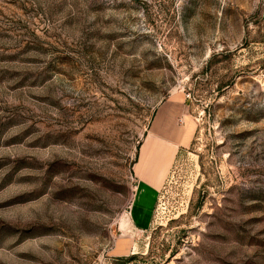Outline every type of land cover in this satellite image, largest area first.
I'll list each match as a JSON object with an SVG mask.
<instances>
[{
  "label": "rangeland",
  "instance_id": "rangeland-1",
  "mask_svg": "<svg viewBox=\"0 0 264 264\" xmlns=\"http://www.w3.org/2000/svg\"><path fill=\"white\" fill-rule=\"evenodd\" d=\"M173 96L193 139L129 232ZM0 264H264V0H0Z\"/></svg>",
  "mask_w": 264,
  "mask_h": 264
},
{
  "label": "crops",
  "instance_id": "crops-1",
  "mask_svg": "<svg viewBox=\"0 0 264 264\" xmlns=\"http://www.w3.org/2000/svg\"><path fill=\"white\" fill-rule=\"evenodd\" d=\"M156 120L158 122L153 128ZM195 128L192 119L185 114V102L177 99L176 96L166 99L157 107L143 140L149 137L154 141L158 151L164 150L169 156L156 173L150 164L141 162L138 151L132 166L134 187L130 205L126 212V227H128L129 232L140 233L148 229L152 206L158 191L166 180L177 152L190 145ZM133 248L134 243L128 240H120L114 245L113 255L114 257L128 256L132 253Z\"/></svg>",
  "mask_w": 264,
  "mask_h": 264
},
{
  "label": "trees",
  "instance_id": "trees-1",
  "mask_svg": "<svg viewBox=\"0 0 264 264\" xmlns=\"http://www.w3.org/2000/svg\"><path fill=\"white\" fill-rule=\"evenodd\" d=\"M135 259V256L134 255H132V256H129V257H127L125 260H123V261H125L126 263H128V262H131L132 260H134ZM120 261H122V260H120Z\"/></svg>",
  "mask_w": 264,
  "mask_h": 264
}]
</instances>
